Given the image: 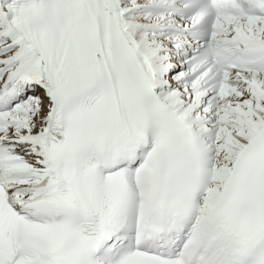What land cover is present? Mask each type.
Returning <instances> with one entry per match:
<instances>
[{
    "label": "snow or ice",
    "instance_id": "6c2138e0",
    "mask_svg": "<svg viewBox=\"0 0 264 264\" xmlns=\"http://www.w3.org/2000/svg\"><path fill=\"white\" fill-rule=\"evenodd\" d=\"M0 264H264V0H0Z\"/></svg>",
    "mask_w": 264,
    "mask_h": 264
}]
</instances>
